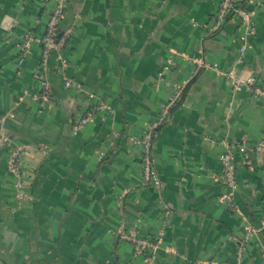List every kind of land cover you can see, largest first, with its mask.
Masks as SVG:
<instances>
[{
    "label": "crops",
    "instance_id": "0c3cea01",
    "mask_svg": "<svg viewBox=\"0 0 264 264\" xmlns=\"http://www.w3.org/2000/svg\"><path fill=\"white\" fill-rule=\"evenodd\" d=\"M219 1L64 0L66 42L43 66L54 0H0V264H144L119 229L159 237L148 264H264V98L232 91L224 74L234 67L264 87V0H240L255 29L242 62L238 19L208 30ZM181 86L153 143L160 183L143 184L139 139ZM226 141L247 146L236 153L235 209L219 199ZM21 143L15 187L7 160Z\"/></svg>",
    "mask_w": 264,
    "mask_h": 264
},
{
    "label": "built area",
    "instance_id": "2783aa9c",
    "mask_svg": "<svg viewBox=\"0 0 264 264\" xmlns=\"http://www.w3.org/2000/svg\"><path fill=\"white\" fill-rule=\"evenodd\" d=\"M54 2V6L50 12L46 24L45 33L40 39L42 45L41 61L43 66L47 64L49 54L52 51H60L66 42L65 36L58 33V25L63 13L64 0H54ZM252 12L253 11L248 10L240 0H220L218 9L208 27L209 31H215L221 22L231 18L238 19L241 25L244 26V31L239 37L237 62H242L247 41L251 38L255 31L254 24L251 20ZM32 40L33 35L31 32L25 33L21 44L19 59H22L24 56H26ZM61 62L63 65L66 64V60L64 59H62ZM170 62L171 61L169 60L168 63L170 64ZM169 64H166L165 68H168ZM224 74L229 80L232 91H238L241 88L246 87L250 90L254 97L264 98V87L258 83L254 76H241L237 73L234 67L224 71ZM65 84L67 86L74 85L77 88L81 87L79 82L73 81L71 79H67ZM50 91L51 85L46 75H44L41 78L40 91L36 94V98L40 101L41 106H44L48 101ZM182 95L183 87H176L164 103L161 111L158 113L156 121L145 131H143L142 136L139 139L141 143L140 164L142 169L143 184L157 185L160 183L159 175L153 165V143L158 134L159 128L169 119L171 109L181 101ZM93 111V109H88L82 115H80L73 127V132L79 130L90 120ZM8 115H10V113H8ZM6 116L7 115H3L0 117L1 124L5 120ZM7 140L8 138L0 125V147H2L7 142ZM223 144L224 149L220 153L219 157L221 161V169L218 178L219 181L225 186V190H223V192L220 194L219 199L225 204L227 208L235 209L237 207L234 198V192L237 185L236 153L245 154L247 146L241 142L232 144L226 141ZM27 148L28 144L26 143L13 146L7 160V170L14 177L13 184L15 187H20L22 185L21 154ZM39 148L44 153L49 150V148L45 145H41ZM249 230L254 231V229L250 227ZM117 232L121 238L126 239L133 244L136 253L144 254V264H148L150 262V251L157 247V241L159 239L158 236L154 238L142 237L135 229H131L130 231H123L122 229H119Z\"/></svg>",
    "mask_w": 264,
    "mask_h": 264
}]
</instances>
